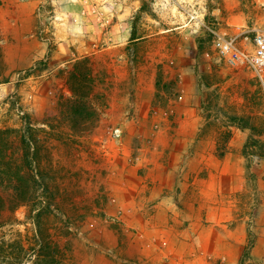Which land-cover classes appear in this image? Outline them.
I'll return each instance as SVG.
<instances>
[{
    "label": "rangeland",
    "instance_id": "rangeland-1",
    "mask_svg": "<svg viewBox=\"0 0 264 264\" xmlns=\"http://www.w3.org/2000/svg\"><path fill=\"white\" fill-rule=\"evenodd\" d=\"M259 17L255 0H46L29 35L0 27L7 174L26 122L38 148L33 191L0 183V205L15 208L0 211V238L26 249L21 264H264V97L215 45ZM33 38L48 45L34 63L23 53ZM77 65L91 93L73 119L62 105ZM185 69L200 88L194 125L175 102ZM151 77L154 100L139 105Z\"/></svg>",
    "mask_w": 264,
    "mask_h": 264
},
{
    "label": "trees",
    "instance_id": "trees-1",
    "mask_svg": "<svg viewBox=\"0 0 264 264\" xmlns=\"http://www.w3.org/2000/svg\"><path fill=\"white\" fill-rule=\"evenodd\" d=\"M139 39L133 28L131 33V41H135ZM46 62V61H45ZM43 63V62H41ZM81 65H84L81 64ZM77 67L71 72V80L76 84L69 86L70 88V96H66L63 101V107L68 111V113L76 119L80 116H84L89 112L88 101L90 99L89 94L86 88V82L88 81V77L86 72L81 70L80 67ZM34 67L31 68L27 73L32 75V71ZM78 83V84H77ZM99 95L102 98L101 94ZM89 121V120H88ZM239 118H231V122L234 123L237 127L241 129H254L252 126H248V124L243 123L242 120L240 123ZM8 130H0V140L8 134ZM35 133L34 128L30 122H26L25 132L20 137V148L22 149V156L20 164L14 165L16 168V173L13 176L12 174L8 175L5 168L8 169V163L5 158H2V162L0 161V183H4L7 179V183L14 187V191L17 196L22 195V193L28 195L30 191H33V184L37 185V173L34 174V169L37 168L38 165V148L37 143L33 140V135ZM41 184V183H40ZM20 201H26L24 198H19ZM2 201V197L0 196V204ZM8 209L11 212L14 211V207L10 205H0V211ZM51 209L50 204L44 203L43 207L38 210L37 216L40 218L45 213H49ZM26 249L19 242H11L6 243L0 238V264H21V259L26 255Z\"/></svg>",
    "mask_w": 264,
    "mask_h": 264
},
{
    "label": "crops",
    "instance_id": "crops-1",
    "mask_svg": "<svg viewBox=\"0 0 264 264\" xmlns=\"http://www.w3.org/2000/svg\"><path fill=\"white\" fill-rule=\"evenodd\" d=\"M46 0H27L26 4L28 5V9H21L19 6L14 5H5V7H0V27L1 29L7 30L8 26H11L13 29H16V35L19 38H23L24 36L29 35L32 32V20L33 17L39 7H41ZM25 4V3H24ZM7 17H6V16ZM63 23H59L58 27L61 28ZM81 27H84V23L81 24ZM18 29V31H17ZM22 40V39H21ZM28 38L22 40L23 46H26L29 41ZM139 40V39H137ZM33 48H24V59H29L31 62H36L46 56L48 53V45L45 42H41L37 39L33 38L31 42ZM183 72L180 75V78L183 79L184 86V95L180 96L179 101H175L179 105L177 108L182 109L185 114H187V118L184 117L182 122L190 123V125L195 124L194 113L196 112V100L198 99V95L200 94V88L197 82V76L195 75L194 70H188ZM155 88L153 86L152 77L147 80H143L141 85L138 87V91L135 93L138 97V102L140 104H150L154 100ZM184 105V106H183ZM189 116V117H188ZM164 132H159L157 137L162 136Z\"/></svg>",
    "mask_w": 264,
    "mask_h": 264
},
{
    "label": "built area",
    "instance_id": "built-area-1",
    "mask_svg": "<svg viewBox=\"0 0 264 264\" xmlns=\"http://www.w3.org/2000/svg\"><path fill=\"white\" fill-rule=\"evenodd\" d=\"M255 2L260 17L254 25L229 38L218 36L215 45L220 57L251 70L264 97V0H255ZM249 34H252V37H249ZM248 43L250 48L246 47ZM115 135L119 136V130H116Z\"/></svg>",
    "mask_w": 264,
    "mask_h": 264
}]
</instances>
